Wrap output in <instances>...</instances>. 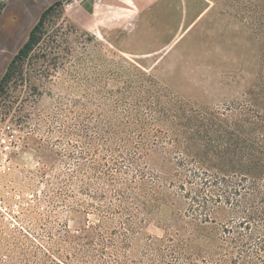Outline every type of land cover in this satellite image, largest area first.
I'll return each instance as SVG.
<instances>
[{"label":"rangeland","instance_id":"374dc122","mask_svg":"<svg viewBox=\"0 0 264 264\" xmlns=\"http://www.w3.org/2000/svg\"><path fill=\"white\" fill-rule=\"evenodd\" d=\"M15 1L0 0V15ZM54 1H33L20 40ZM36 35L0 89V264H173L171 247L182 262L217 247L224 214L188 218L180 150L153 146L133 192L134 169L103 170L94 137L133 127L135 112L148 123L136 104L150 95L217 114L216 129L264 130V0H59ZM158 116L147 129L175 127L179 144L194 129Z\"/></svg>","mask_w":264,"mask_h":264},{"label":"trees","instance_id":"16d2710c","mask_svg":"<svg viewBox=\"0 0 264 264\" xmlns=\"http://www.w3.org/2000/svg\"><path fill=\"white\" fill-rule=\"evenodd\" d=\"M58 3L47 8L32 27L27 40L1 78L0 89L8 83L15 60L27 57L38 43L37 27ZM172 104L174 105L172 102L163 103L157 95L139 99L136 105L146 111L148 123L139 120L135 112L130 116L134 119L133 127L122 132L113 131L109 136L105 131H98V137L94 138H98L96 149L98 159L102 160V169L106 172L114 169L118 174H127L131 168L134 169L138 177L129 186V191L136 192L145 176L141 163L148 160L153 146L160 145L163 151L180 150L173 152L178 157H174L172 162L176 167L174 177L179 178L176 189L187 203L188 218L201 224L216 223L214 215L222 213L224 223L220 225L222 235L219 245L213 249L201 253L192 252L188 255L190 258H185L182 262L186 253L177 250V247L169 248L173 264H264V148L263 151L260 150L261 144L264 145V130L251 132L249 129H216L211 124L223 122L217 114L211 118L203 113L182 115ZM156 114L161 123L184 120L194 129L185 133L186 140L179 144V135L184 133L175 127L171 131L158 127L147 129V124L158 121ZM255 118L264 121L259 113ZM149 133L151 147L145 139V135ZM191 136L201 139L202 143L191 144ZM109 160L114 167L109 166ZM98 173L101 174L99 170ZM121 188L128 191L125 184ZM119 192L123 191H118L116 200L123 196Z\"/></svg>","mask_w":264,"mask_h":264},{"label":"water","instance_id":"95a60500","mask_svg":"<svg viewBox=\"0 0 264 264\" xmlns=\"http://www.w3.org/2000/svg\"><path fill=\"white\" fill-rule=\"evenodd\" d=\"M21 12L17 9V3L10 4L6 14L0 20V45L3 44L0 53V78L6 72V69L14 54L22 47L27 38L19 39L21 31L18 27L19 19L22 16ZM39 14L33 21V26L37 23ZM20 40V41H19Z\"/></svg>","mask_w":264,"mask_h":264},{"label":"flooded vegetation","instance_id":"af4514ba","mask_svg":"<svg viewBox=\"0 0 264 264\" xmlns=\"http://www.w3.org/2000/svg\"><path fill=\"white\" fill-rule=\"evenodd\" d=\"M11 1H15V0H11ZM33 1H35V0H16L15 2L17 3V9L21 12V14H20V15H17V16H18V17H19V16H27V15L29 14V11L32 10V9H34V7H33V5H32ZM56 2H59V0H58V1H54L52 4H50V5L47 6V7H44V8L40 11L39 16H38V19L41 17L42 13H43L47 8H49L50 6H52L53 4H55ZM7 5H8V4H7ZM5 14H6V13H4V11H2L0 17H1V16L3 17ZM31 29H32V28H31ZM17 52H18V51H17ZM16 54H17V53H16ZM16 54L13 55L12 59L14 58V56H15ZM12 59H11V61H12ZM11 61H10V62H11ZM9 64H10V63H9ZM3 75H4V74H3ZM3 75L1 76V78L3 77ZM1 78H0V80H1Z\"/></svg>","mask_w":264,"mask_h":264}]
</instances>
